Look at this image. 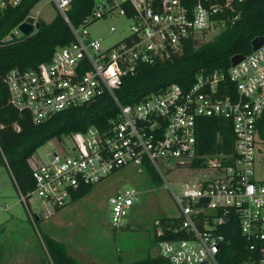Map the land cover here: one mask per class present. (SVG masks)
<instances>
[{"label": "built area", "instance_id": "obj_1", "mask_svg": "<svg viewBox=\"0 0 264 264\" xmlns=\"http://www.w3.org/2000/svg\"><path fill=\"white\" fill-rule=\"evenodd\" d=\"M20 1L0 0V12ZM51 1L73 39L36 68L7 74L10 104L27 111L34 123L104 94L111 96L117 111L106 128L72 134L71 146L56 140L42 161L32 156L34 188L27 201L20 196L23 203L38 201L39 211L62 208L79 186L96 184L128 165L148 162L163 179L175 167H189L200 176L184 182L180 192L166 184L177 214L165 216L164 224L154 222L156 236L163 237L157 241L158 255L172 264H219L225 236L217 229L233 220L252 256L242 264H264V179L255 171L258 145L264 140V44L230 65L226 74L199 73L186 89L172 84L133 104H122L115 95L139 64L168 58L205 30L218 31L221 25L214 17L230 10L234 0H95L92 13L79 25L66 14L71 0ZM109 16L132 24L107 47L87 27ZM17 26L10 33L20 35ZM115 30L110 24L109 31ZM202 117L230 123L231 154L198 152L196 132ZM137 199L134 189L108 198L114 228L126 225ZM178 230L187 238L169 236Z\"/></svg>", "mask_w": 264, "mask_h": 264}, {"label": "trees", "instance_id": "obj_2", "mask_svg": "<svg viewBox=\"0 0 264 264\" xmlns=\"http://www.w3.org/2000/svg\"><path fill=\"white\" fill-rule=\"evenodd\" d=\"M40 1L21 0L16 6L6 5L2 8L0 41L5 40L22 21L34 22L30 11ZM94 3L95 0H71L66 12L69 21L73 25L82 23L92 13ZM214 18L221 25L216 33H211V37L206 39L203 36L211 31L205 30L197 37L185 40L181 51L168 58H160L150 64H139L136 71L125 76L120 87L115 90L117 99L122 104H133L172 84L186 89L193 84L199 73L216 71L226 74L231 65V57L250 53L252 39L264 36V0H234L230 10L217 14ZM37 22L39 28L24 40L0 45V164L7 168L18 195L24 196L26 201L34 188L30 161L40 145L50 139L63 141L64 136L84 132L89 127L104 129L117 111L111 96L104 94L92 102L63 110L42 122L34 123L27 111L10 104L5 82L7 74L13 69L23 71L36 68L38 64L49 61L56 48L73 39L68 23L57 10L50 21L38 19ZM261 126H264V117ZM196 135L200 154H231L233 151L234 134L230 123L223 118H200ZM142 165L154 178L153 166L148 162ZM93 185L79 186L72 192L70 202L86 195ZM25 206L28 207L26 204ZM168 218L162 216L158 220L164 224ZM28 220L35 231L29 215ZM155 228L156 226L153 240L156 242L163 237L156 236ZM217 231L225 236V242L218 253L219 264H242L252 258L235 221L218 226ZM37 233L43 243V264H81L68 254L66 247L57 239L39 230ZM168 235L167 233L164 237ZM169 236L187 238L182 230ZM127 264L172 263L158 254L149 253L144 258Z\"/></svg>", "mask_w": 264, "mask_h": 264}, {"label": "rangeland", "instance_id": "obj_3", "mask_svg": "<svg viewBox=\"0 0 264 264\" xmlns=\"http://www.w3.org/2000/svg\"><path fill=\"white\" fill-rule=\"evenodd\" d=\"M55 12L51 0H41L31 9L30 15L34 22L38 19L47 22ZM110 24L115 25L114 32L109 31ZM131 24L130 19L109 16L89 24L87 29L93 36L101 37L103 45L108 47L128 33ZM210 31L203 38L217 32ZM73 137L64 136L62 142L71 146ZM55 143L56 139L46 141L36 149L33 157L44 160L45 151L54 149ZM258 147L255 171L257 177L264 179V140ZM154 174L152 178L143 165H128L97 182L90 192L63 208L39 211L38 201L25 206L7 168L0 164V264H43L45 256L38 230L61 242L68 254L81 264H127L149 253L158 254L157 241L153 240L154 222L162 216L177 214L166 184L178 193L184 182L200 176V172L194 173L191 168L181 166L164 173L165 179L155 171ZM125 189L138 193V199L125 218L126 223L138 225L139 229L111 225L108 198Z\"/></svg>", "mask_w": 264, "mask_h": 264}, {"label": "water", "instance_id": "obj_4", "mask_svg": "<svg viewBox=\"0 0 264 264\" xmlns=\"http://www.w3.org/2000/svg\"><path fill=\"white\" fill-rule=\"evenodd\" d=\"M18 30L20 31V35H16L15 33H10V38L1 40L0 45H6L10 43H14L17 41L24 40L28 36H30L35 30L39 28V22H30V21H22L18 24ZM264 44V36H257L252 39L251 46L252 50H256L261 45ZM243 58V54H235L231 57V65H235ZM125 227L127 229H139L140 227L138 225H135L133 223H126ZM185 264V263H181Z\"/></svg>", "mask_w": 264, "mask_h": 264}, {"label": "crops", "instance_id": "obj_5", "mask_svg": "<svg viewBox=\"0 0 264 264\" xmlns=\"http://www.w3.org/2000/svg\"><path fill=\"white\" fill-rule=\"evenodd\" d=\"M34 23V22H33Z\"/></svg>", "mask_w": 264, "mask_h": 264}]
</instances>
